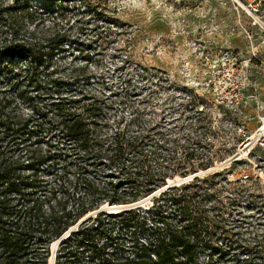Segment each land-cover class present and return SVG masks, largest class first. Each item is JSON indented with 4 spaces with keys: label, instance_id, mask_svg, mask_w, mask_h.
I'll return each instance as SVG.
<instances>
[{
    "label": "trees",
    "instance_id": "16d2710c",
    "mask_svg": "<svg viewBox=\"0 0 264 264\" xmlns=\"http://www.w3.org/2000/svg\"><path fill=\"white\" fill-rule=\"evenodd\" d=\"M71 31L63 12L0 0L6 57L51 64ZM31 91L0 76V264H50L51 246L88 214L139 203L168 180L212 166L202 158L206 118L196 135L188 125L164 134L139 117L114 125L73 95L50 100ZM217 177L168 189L150 207L89 218L62 240L55 264H209L214 246L240 227L227 226L238 210L221 199Z\"/></svg>",
    "mask_w": 264,
    "mask_h": 264
},
{
    "label": "rangeland",
    "instance_id": "374dc122",
    "mask_svg": "<svg viewBox=\"0 0 264 264\" xmlns=\"http://www.w3.org/2000/svg\"><path fill=\"white\" fill-rule=\"evenodd\" d=\"M31 1L63 12L71 36L51 64L0 52V76L41 99L73 95L114 125L139 117L164 134L188 125L193 136L206 118L202 158L212 166L194 174H218L221 199L238 210L227 226L240 225L209 264H264V150L247 147L264 116V31L252 19L264 21V0Z\"/></svg>",
    "mask_w": 264,
    "mask_h": 264
},
{
    "label": "water",
    "instance_id": "95a60500",
    "mask_svg": "<svg viewBox=\"0 0 264 264\" xmlns=\"http://www.w3.org/2000/svg\"><path fill=\"white\" fill-rule=\"evenodd\" d=\"M202 174H204L203 172L201 173H197L194 175H191L185 179H175V180H169L167 181V184L165 185V187H163L162 189H160L159 191H157L155 194L151 195L150 197H148L147 199L133 204V205H120V206H109V205H105L103 207H101L99 210L88 214L87 216H85L83 219H81V221H79V223L73 227L66 235H69L71 231H73L74 229H76L77 227H79L80 225H82L85 221H87L89 218L91 217H95L96 215L103 213V212H107V213H117L120 212L122 210H126V209H130V208H136L139 206H146L154 197L158 196L159 194H161L162 192L174 188V187H179L181 185H184L190 181H193L195 178L200 177ZM64 237V238H65ZM60 239L59 241L55 242L52 246H51V258H50V264H55V257H56V252L58 250V248L60 247L62 240L64 239Z\"/></svg>",
    "mask_w": 264,
    "mask_h": 264
},
{
    "label": "built area",
    "instance_id": "2783aa9c",
    "mask_svg": "<svg viewBox=\"0 0 264 264\" xmlns=\"http://www.w3.org/2000/svg\"><path fill=\"white\" fill-rule=\"evenodd\" d=\"M237 4L240 5L239 2H237ZM250 6H251L250 7L251 12L256 13L258 11L255 6L253 5ZM252 19L254 23L259 25L260 28L264 31V21H259L258 23L254 18ZM259 121H260V126L255 132L254 136L248 140L247 147L253 144L258 149L264 150V116H260ZM240 177L241 180H244V182L250 180V175L247 171L242 172Z\"/></svg>",
    "mask_w": 264,
    "mask_h": 264
}]
</instances>
